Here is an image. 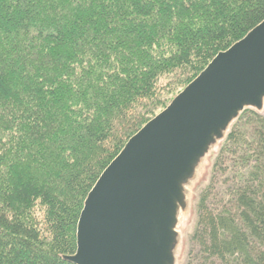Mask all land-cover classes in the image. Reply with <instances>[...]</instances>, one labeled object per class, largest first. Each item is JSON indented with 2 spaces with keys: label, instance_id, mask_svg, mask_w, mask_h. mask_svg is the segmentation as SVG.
Segmentation results:
<instances>
[{
  "label": "trees",
  "instance_id": "16d2710c",
  "mask_svg": "<svg viewBox=\"0 0 264 264\" xmlns=\"http://www.w3.org/2000/svg\"><path fill=\"white\" fill-rule=\"evenodd\" d=\"M263 21L264 0H0V264H73L88 194L177 94L155 103L160 82L184 89ZM240 151L221 209L199 203L203 264H264V111L219 158Z\"/></svg>",
  "mask_w": 264,
  "mask_h": 264
},
{
  "label": "water",
  "instance_id": "95a60500",
  "mask_svg": "<svg viewBox=\"0 0 264 264\" xmlns=\"http://www.w3.org/2000/svg\"><path fill=\"white\" fill-rule=\"evenodd\" d=\"M264 111V21L129 139L88 194L73 264H176L199 168L246 110Z\"/></svg>",
  "mask_w": 264,
  "mask_h": 264
},
{
  "label": "rangeland",
  "instance_id": "374dc122",
  "mask_svg": "<svg viewBox=\"0 0 264 264\" xmlns=\"http://www.w3.org/2000/svg\"><path fill=\"white\" fill-rule=\"evenodd\" d=\"M181 78H164L157 89L158 100L155 103L168 102L177 93L175 95L176 97L183 90L181 88ZM235 123L236 121L231 125L229 131ZM237 127L246 133L248 140L253 139V131L251 128L246 127L241 122L238 123ZM223 146L224 140L213 148L199 168L195 180L188 187V207L181 214L178 225L179 246L176 253V264H203L201 254L199 253L200 247L193 239L199 218L200 200L203 196L210 195L208 199L209 207L211 209H221L220 206H217L216 202L224 198L229 186L232 185V181L239 176V171H244L238 166V164L240 165V156L243 155L241 151L238 154L226 153L222 158L223 160L219 158V153ZM109 147L110 145H107V149ZM219 162L221 165L217 167L216 164ZM35 216L43 224V213L39 205L36 207Z\"/></svg>",
  "mask_w": 264,
  "mask_h": 264
}]
</instances>
